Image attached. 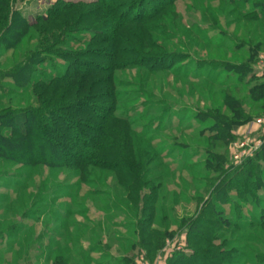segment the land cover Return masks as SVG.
Returning a JSON list of instances; mask_svg holds the SVG:
<instances>
[{
	"label": "rangeland",
	"instance_id": "1",
	"mask_svg": "<svg viewBox=\"0 0 264 264\" xmlns=\"http://www.w3.org/2000/svg\"><path fill=\"white\" fill-rule=\"evenodd\" d=\"M60 1L3 0L0 36L10 33L7 28L16 13L36 24L53 8L78 3L76 14H87L96 6V0H62L65 5ZM243 1L174 0L155 11L156 4L146 0L132 11L141 18L117 32L121 53L116 58L125 67L113 71L117 114L133 121L130 148H124L120 121L115 122L116 133L106 134L102 141L106 151L113 142L119 155L114 162L128 168L132 164L133 172L129 177L88 167L90 173L79 176L68 167L30 168L0 160V264H55L57 257L67 264H139L144 260L168 264L178 254H188L190 264H202L196 257L213 251L218 257L227 256L221 264H264V124L257 122L264 112L254 110L259 105L250 104L248 95L251 86L264 81V52L253 63L254 78L249 84H238V73L220 65L214 66V73L222 70L219 80L233 74L231 85L212 88L209 77L193 80L188 75H199L208 67L207 60L231 63L245 58L242 51L235 54L233 45L239 43L226 39L231 34L240 40L250 31L252 24L237 23L242 11L250 8ZM121 2L132 6L139 0ZM151 10L155 12L149 17ZM88 16L83 26L93 22ZM89 28L90 39L85 40L89 43L72 50L84 54L79 60L96 62L99 77L106 78L113 64L103 40L107 33ZM34 29L30 26L14 48L0 43V110L35 103L30 86H17L1 77L26 50L36 47L37 36L50 37ZM96 48L105 49V57L97 51L87 57L80 53ZM56 63L58 69H65L61 59ZM109 89H93L95 104L113 105L106 98ZM221 90L230 91L243 101L245 110L254 113L252 119L233 126L226 142L212 138L210 131L216 109L230 113L223 107ZM242 141L244 153L237 158ZM128 149L132 163L121 158L128 155ZM212 183L225 195L214 198ZM145 197L150 198V208L143 211ZM196 221L204 237L201 242L191 233Z\"/></svg>",
	"mask_w": 264,
	"mask_h": 264
},
{
	"label": "trees",
	"instance_id": "2",
	"mask_svg": "<svg viewBox=\"0 0 264 264\" xmlns=\"http://www.w3.org/2000/svg\"><path fill=\"white\" fill-rule=\"evenodd\" d=\"M145 1L139 0L138 3L140 4L136 3L129 6L131 2L122 4L121 0H96L94 2L96 6L88 9L87 14H76L77 6L81 4L70 3L62 6V8L49 10L46 17H42L36 24H29L23 16L15 14L14 22L7 28L10 33L6 36H0V43L4 42L10 48L18 46L28 34L27 29L30 26H34V31L37 33L47 34L50 37L37 36L36 47L32 50H26L11 70L1 76L12 79V82L17 86H30L35 94L34 104L17 109L7 106L0 110L1 161L4 163H18L30 168L41 166L50 168L68 167L79 176L89 174L90 171L86 170L88 167L105 168L113 170L117 174L126 173L130 177V172H133L131 170L132 164L128 168L114 162V159L119 157L113 148V146L116 148V145L110 142V147L106 146L108 149L106 151L102 139L107 136L106 134L111 136L116 133L115 130L119 129V126L115 122L120 121L119 123L123 122L121 131L125 138V141H123L124 148H126V145L130 148L128 144L130 141L129 135L132 133L130 127L133 125V121L126 114H117L116 101H118L119 96L113 90V71L125 67L116 58V55L121 53L117 32L126 24L136 22L141 18L132 15V11ZM149 1L156 4L155 11H158L165 9V6L174 0ZM64 3L61 0L58 4ZM2 4L4 2L0 0V5ZM243 4L250 5V8L246 7L242 11V14L237 17V23L244 21L252 24L250 31L240 40L238 36H231V34L228 37L226 36V39L239 43L233 45L235 54L242 51L245 58L240 62L230 61L231 63H226L222 61L223 59L218 58L207 60L206 65L208 64V67L199 75H196L197 72L188 74L189 76L193 75V80L197 78L196 76L209 77L207 82L210 83L212 88L214 86L226 87L231 85L234 82L233 74L219 80L222 70L214 73V66L220 65L225 69L230 68L238 73L239 76L236 81L238 84L251 83L252 78H254L253 63L264 52V0H244ZM86 5L88 6V4ZM155 11H149L147 16L150 17ZM74 14L75 16L72 18ZM88 15H91L90 18L93 22L83 26L81 22L88 20ZM19 18L21 21H19ZM89 27L99 30L98 32L107 33V38H103V40L106 39V45L109 46L110 53H107V58L113 64L109 68L110 72L107 73L109 75H106V78L99 77L96 62L79 60L77 57L84 54H75L72 50L77 44L81 47L89 43L88 40L85 41L90 39L88 32L91 28ZM86 32L87 34H85ZM77 34L83 35L75 36ZM220 46H225V44H220ZM96 51L100 52L101 55L103 54V56L105 54L103 48H96L91 52L81 50L80 53H86L87 57ZM54 59H61L65 62V69H58L57 60L54 61ZM162 66L169 67L167 64H162ZM145 69H149V67L145 66ZM90 77H93V79H90ZM88 80H90L89 83H87ZM63 84L67 86L64 87ZM102 86L110 88L107 97H105L113 105L101 106L95 104V101L98 100L93 96V89ZM218 93L223 97L222 104L225 105L223 107H226L230 113L218 112L219 108L216 109L217 113L212 116L213 124L210 131L212 138L226 142L230 137L233 126L252 119L254 113L245 110L242 105L243 101L241 100V102L230 91L221 90ZM248 95L251 98L250 104L259 105L254 110L263 113L264 81L251 86ZM86 119H93L95 122ZM104 152L108 153L107 157L103 156ZM131 156V151H129L128 155L125 154L121 158L129 162L128 157L131 158ZM132 162L133 160L129 163ZM136 168L133 166V169ZM217 186V183H212V186H210L214 198L225 195V191ZM149 208L150 198L145 197L142 209L145 211ZM221 212H219V217L222 216ZM223 222L227 226H231L228 219H224ZM191 229L193 230L191 233L193 232L194 235L201 238L199 242L204 241L198 221L191 225ZM226 257L225 254L218 257L216 252L213 251L209 256L203 254L198 255L196 258L202 264H221L223 260L226 262ZM55 262V264H67L61 257H57ZM189 262L191 261H189L188 254H178L168 264H190Z\"/></svg>",
	"mask_w": 264,
	"mask_h": 264
},
{
	"label": "built area",
	"instance_id": "3",
	"mask_svg": "<svg viewBox=\"0 0 264 264\" xmlns=\"http://www.w3.org/2000/svg\"><path fill=\"white\" fill-rule=\"evenodd\" d=\"M257 122H258L259 124H264V116L261 117V118H258V119H257ZM238 146H239V147H238L239 152H237V154H236L235 156H236L237 158H240V154H243V153H244V150H242L241 148H242V147H245V146H246V143H245L244 141H242V142L239 143ZM139 264H149V262L144 260V261H141Z\"/></svg>",
	"mask_w": 264,
	"mask_h": 264
}]
</instances>
